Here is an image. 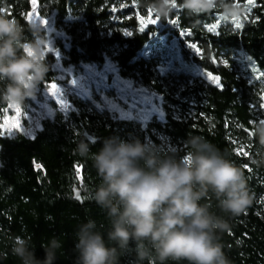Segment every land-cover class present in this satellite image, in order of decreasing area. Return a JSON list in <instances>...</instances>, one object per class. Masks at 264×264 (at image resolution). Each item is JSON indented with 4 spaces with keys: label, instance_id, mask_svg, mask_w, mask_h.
I'll list each match as a JSON object with an SVG mask.
<instances>
[{
    "label": "trees",
    "instance_id": "trees-1",
    "mask_svg": "<svg viewBox=\"0 0 264 264\" xmlns=\"http://www.w3.org/2000/svg\"><path fill=\"white\" fill-rule=\"evenodd\" d=\"M247 1L236 0L240 6ZM33 5L32 0H0V12L27 25L25 13L29 14ZM36 5L38 14L53 17L55 31L67 37L68 46L51 32L65 65L103 67L112 61L121 77L138 81L162 96L164 116L142 126L134 119L94 111L85 102L75 101L68 112L58 110L44 119L32 137L0 134V264H19L10 251L14 236L30 237L39 259L44 258L42 245L55 236L61 240L62 250L54 264H75L77 226L88 217L106 222L89 199L99 182L95 170L90 161L73 154L85 132L97 141L92 151H98L109 136L138 137L162 150L182 151L189 134L201 135L245 166L254 200L245 213L231 219L232 231L222 236V243L232 264H264V210L260 203L264 167L250 165L258 147V142L252 141V129L257 124L254 106H259L260 97L259 82L250 65L256 66L264 80V0H254L250 12L239 18V28L219 11L201 17L176 11L167 19L144 23L143 19L156 16L142 6V0H36ZM48 33L46 28L39 30L44 40ZM25 36L32 39L33 33L26 31ZM165 38L168 45L162 44ZM173 41L181 46V55L190 67L219 77L220 86L191 68L167 73L162 62ZM188 43L199 51L186 50ZM46 60L50 71L40 89L56 79L55 58L47 54ZM6 83H0V89ZM8 106L0 103V110ZM160 135L174 148H166ZM133 259L134 255L124 257L122 264Z\"/></svg>",
    "mask_w": 264,
    "mask_h": 264
},
{
    "label": "clouds",
    "instance_id": "clouds-1",
    "mask_svg": "<svg viewBox=\"0 0 264 264\" xmlns=\"http://www.w3.org/2000/svg\"><path fill=\"white\" fill-rule=\"evenodd\" d=\"M142 6L161 19L176 11L189 17L219 11L232 22L244 12L235 0H142ZM39 30L37 23L26 25L0 12V83L7 82L0 103L22 107L45 81L50 65ZM252 141L258 147L250 165L264 167V123L254 126ZM95 142L81 136L73 154L95 170L99 182L89 199L106 222L88 217L77 226L75 264H122L129 255L134 259L128 264H232L222 236L231 233V219L245 213L255 196L245 166L201 135L189 134L182 151L119 136L105 137L92 151ZM42 248L39 259L30 237L11 238L19 264H54L62 242L53 236Z\"/></svg>",
    "mask_w": 264,
    "mask_h": 264
},
{
    "label": "rangeland",
    "instance_id": "rangeland-1",
    "mask_svg": "<svg viewBox=\"0 0 264 264\" xmlns=\"http://www.w3.org/2000/svg\"><path fill=\"white\" fill-rule=\"evenodd\" d=\"M235 3L237 4L236 0ZM241 7L244 9L243 15L251 10L248 1ZM33 12H35V15L32 16L30 23H37L40 28H46L49 32L47 39H45L44 56L46 58L47 54H52L55 58V61L52 62V68L56 72V79L51 83L57 84V90L50 89L51 83L43 89L39 88L35 97L31 98L27 105L20 107L21 112L18 116L15 112V106L11 104L6 109L0 110V124H3V121L8 117H16L19 122L18 129L13 128L6 131L3 127H0L1 135L15 136L23 133L32 137L41 128L44 119L53 117L58 110L68 112L74 108L75 101L85 102L88 108L94 111L109 112L117 114L119 118L134 119L140 122L142 126H145L149 120L163 119L164 100L162 96L146 88L138 81L121 77L112 61H107L103 67L93 63L65 65L61 60L60 51L56 47V36L68 46L67 37L63 33L55 31L53 17L43 18L38 14L36 3L29 15ZM40 20H47V24H41ZM149 21L143 19L144 23ZM230 23L236 27L239 18H235ZM54 31L56 36L51 35V32ZM167 38L162 41L163 45H168ZM190 45L194 44L188 43L185 47L186 50L195 53L197 48H192ZM171 47V52L163 58L162 62V68L167 73L179 74L185 68H191L192 72L201 75L208 81H212V75L196 66L190 67L188 65L181 55V46L176 41L172 42ZM158 50L161 51L162 47H158ZM27 53L31 55L30 50ZM236 58L240 60L241 56ZM250 66L253 68V76L258 80L260 86V97L257 99L259 106H254L257 123H264V80L256 66L253 64ZM236 67L240 69L238 66ZM253 76L250 77V80L253 79ZM160 138L166 148H174L169 144L167 137L160 135ZM260 203L264 210V196L261 198Z\"/></svg>",
    "mask_w": 264,
    "mask_h": 264
},
{
    "label": "snow or ice",
    "instance_id": "snow-or-ice-1",
    "mask_svg": "<svg viewBox=\"0 0 264 264\" xmlns=\"http://www.w3.org/2000/svg\"><path fill=\"white\" fill-rule=\"evenodd\" d=\"M32 3L35 4L36 0H32ZM248 4L249 5H253L254 4V0H248ZM33 15H35V12L31 13L30 15L28 13H25V16L28 18L29 22H31V18H32ZM37 18L39 19V17H37ZM158 20H159V17L156 16L154 19H151L149 21V23H156V22H158ZM172 22L176 23L177 21L174 20ZM40 23L43 24V25H46L47 24V20H40ZM236 27L239 28V27H241V25L239 23H237ZM140 30L143 31L144 29L141 28ZM128 35H131V33H128ZM190 47L196 48L195 45H190ZM197 51H199V49H197ZM211 80L214 83H216L218 87L220 86L219 77L211 76ZM50 89L53 90V91L57 90V84L56 83H51L50 84ZM15 112H16L17 116L20 114V112H21L20 106H15ZM0 127H3L6 131H9V130H11L13 128L18 129L19 128V122L16 119V117H8V118H6L3 121V124H0Z\"/></svg>",
    "mask_w": 264,
    "mask_h": 264
},
{
    "label": "water",
    "instance_id": "water-1",
    "mask_svg": "<svg viewBox=\"0 0 264 264\" xmlns=\"http://www.w3.org/2000/svg\"><path fill=\"white\" fill-rule=\"evenodd\" d=\"M85 136H86V137H88V139H89V140H93V141H95V138H94V137H92L91 135H89L87 132H85ZM75 195H76V197H77V198H79V199H80V195H79V193H78V192H76V194H75ZM80 200H81V199H80Z\"/></svg>",
    "mask_w": 264,
    "mask_h": 264
}]
</instances>
